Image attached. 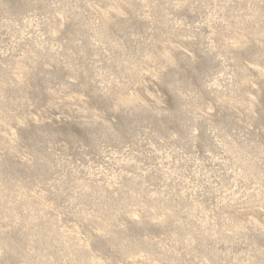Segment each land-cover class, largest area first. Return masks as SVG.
I'll use <instances>...</instances> for the list:
<instances>
[{"label":"rangeland","instance_id":"rangeland-1","mask_svg":"<svg viewBox=\"0 0 264 264\" xmlns=\"http://www.w3.org/2000/svg\"><path fill=\"white\" fill-rule=\"evenodd\" d=\"M0 264H264V0H0Z\"/></svg>","mask_w":264,"mask_h":264}]
</instances>
